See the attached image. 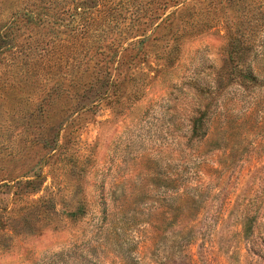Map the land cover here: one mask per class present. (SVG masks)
I'll return each mask as SVG.
<instances>
[{"label": "rangeland", "instance_id": "rangeland-1", "mask_svg": "<svg viewBox=\"0 0 264 264\" xmlns=\"http://www.w3.org/2000/svg\"><path fill=\"white\" fill-rule=\"evenodd\" d=\"M253 33L264 0H0V264H264V93L236 164L192 157L193 84Z\"/></svg>", "mask_w": 264, "mask_h": 264}, {"label": "trees", "instance_id": "trees-1", "mask_svg": "<svg viewBox=\"0 0 264 264\" xmlns=\"http://www.w3.org/2000/svg\"><path fill=\"white\" fill-rule=\"evenodd\" d=\"M17 10L19 11L13 12L9 23L6 24L8 31L16 27L23 18L33 20L39 15L33 13L31 9ZM256 37L257 34L254 33L244 34L236 42L230 43L226 50L225 64L220 69L226 76L223 86L218 79L208 82L195 81L193 84L198 95L193 97L192 102L195 106L192 115V157L198 164L194 174L199 172L202 164L205 166L202 156L208 152H220L226 159L225 164H236L237 153L240 150L236 138L246 134V123L253 119L256 112L255 103L247 106V102L256 100L264 93V43L260 45L262 41H258ZM227 39L231 41L234 38L228 35ZM173 52H175L173 49L168 51V55L171 56ZM120 68L121 66H117L116 70ZM84 88L88 86L84 85ZM221 95H225L223 110L217 113L216 105ZM205 99H210L211 102L204 104ZM247 131L250 132L251 129ZM255 150H258V147L252 145L243 159H237L241 160L239 164L253 163L256 158ZM194 182L195 189L200 190L196 193L197 199L192 207L197 216L203 206L200 207L198 198H204V193L208 194L210 191L204 189L200 177Z\"/></svg>", "mask_w": 264, "mask_h": 264}]
</instances>
